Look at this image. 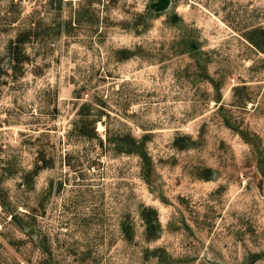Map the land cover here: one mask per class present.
<instances>
[{"label":"rangeland","instance_id":"obj_1","mask_svg":"<svg viewBox=\"0 0 264 264\" xmlns=\"http://www.w3.org/2000/svg\"><path fill=\"white\" fill-rule=\"evenodd\" d=\"M0 264H264V0H0Z\"/></svg>","mask_w":264,"mask_h":264}]
</instances>
